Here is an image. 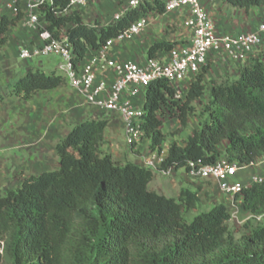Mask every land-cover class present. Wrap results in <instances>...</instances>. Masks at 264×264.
<instances>
[{"label": "trees", "instance_id": "1", "mask_svg": "<svg viewBox=\"0 0 264 264\" xmlns=\"http://www.w3.org/2000/svg\"><path fill=\"white\" fill-rule=\"evenodd\" d=\"M71 0H55L42 13L48 31L59 38L65 32L80 62L90 49L98 50L131 23L165 14L163 0L128 11L105 28L85 25L77 13L66 15ZM233 8L250 11L264 7V0H223ZM22 14L0 18V47ZM73 25L72 27H69ZM174 43L157 42L147 58L166 52ZM208 68L191 83L186 100H173L174 88L165 80L146 90L143 110L145 138L151 150L164 144V109L177 114L180 131L188 126L194 102L208 94L207 120L184 145L173 142L163 169H184L190 161L217 162L220 146L228 143L225 156L250 166L264 155V61L245 64L231 83L204 84ZM63 76L30 68L12 84V97L28 100L42 91L66 86ZM109 120L89 119L76 125L55 147L58 169L24 178L17 190L0 193V242L2 264H264V224L237 238L228 228L225 205L187 222L183 211L195 210L197 192L182 189L177 199L149 190L153 172L132 163L117 165L102 152ZM243 209L252 217L264 216V184L242 193Z\"/></svg>", "mask_w": 264, "mask_h": 264}, {"label": "built area", "instance_id": "2", "mask_svg": "<svg viewBox=\"0 0 264 264\" xmlns=\"http://www.w3.org/2000/svg\"><path fill=\"white\" fill-rule=\"evenodd\" d=\"M55 0H0L4 14L10 16L23 15V21L35 28L40 23V13L53 5ZM88 0H71L70 9L78 10L86 6ZM154 0H128V4L120 20L128 11L139 10L143 5ZM165 14L178 13L182 16V32L180 39L173 47L164 52L163 57L147 58L143 62L120 61L110 54L117 44L132 41L144 32L151 24L153 16L143 17L120 33L116 38L108 40L98 50L90 49L80 61L74 62L75 55L66 36L53 37L49 31L40 34L42 45L39 47H23L20 57L23 60L34 58H58L54 72L66 80L67 86L80 94L87 105L104 114L120 117L125 129V142L129 148H135L145 139L143 129L145 112L143 101L146 90L153 82L165 80L175 91L173 100L184 103L186 94L180 85L190 77L197 75L209 64L211 54L220 56L238 64H248L264 45V22L254 33L242 36L221 34L214 21L203 6V0H163ZM164 160L155 157L146 161V166L153 175H161L175 183V168H162ZM254 164V163H253ZM252 164V165H253ZM250 165V166H252ZM246 166L231 162L226 156L213 164H205L202 160L190 161L184 168L186 176L196 179L209 187H217L230 199L231 219L238 217L241 210L242 193L254 185L264 184V175L254 177L250 184L235 182L237 174ZM197 196L202 199L200 191ZM204 197V196H203ZM259 222L264 216L252 217ZM0 255L3 256V242H0ZM2 264V261H0Z\"/></svg>", "mask_w": 264, "mask_h": 264}, {"label": "rangeland", "instance_id": "3", "mask_svg": "<svg viewBox=\"0 0 264 264\" xmlns=\"http://www.w3.org/2000/svg\"><path fill=\"white\" fill-rule=\"evenodd\" d=\"M127 4L128 0H88L85 7L70 11L66 15L77 13L85 25L105 28L117 22L116 16L122 14ZM3 15L4 11L0 7V18ZM39 17L40 23L35 28L29 27L25 21L17 23L10 29V42L0 47V193L3 195L20 188L26 177L58 169L56 144L76 124L85 119H94L92 114L84 115L87 109L99 111L87 105L85 99L67 85L54 91L39 92L28 100L10 95L12 84L26 74L29 65L34 68L43 66L48 72L58 62V58L53 57L32 60H23L20 57L23 47L34 48L42 45L40 34L48 31L50 24L44 14L40 13ZM177 30L178 26L174 24L167 34ZM64 35L65 32L59 37ZM207 103L209 104L206 93L196 102L197 107L189 117L188 132L193 133L208 119L205 111ZM162 115L168 118L162 129L165 141L174 142L176 138V143L184 144L187 139L186 132L180 131L178 127L173 128L179 122L177 114H171L164 109ZM201 200L203 202L195 210L183 211L187 222L192 221L198 214L209 211V198L204 196ZM240 208L238 217L228 222L229 230L237 238L250 233L258 224H264V218L260 222L249 219L250 216Z\"/></svg>", "mask_w": 264, "mask_h": 264}, {"label": "crops", "instance_id": "4", "mask_svg": "<svg viewBox=\"0 0 264 264\" xmlns=\"http://www.w3.org/2000/svg\"><path fill=\"white\" fill-rule=\"evenodd\" d=\"M203 6L214 21L217 31L221 34L242 36L245 34L254 33L257 31L259 25L264 22V7H256L251 9L250 11H245L242 9L233 8L223 2V0H203ZM22 21L23 20H21L20 22ZM181 22L182 16L178 13L158 15L156 17H153L150 26L144 32L136 36L130 42L115 45L110 50V54L112 57L124 62H143L147 59L148 49L154 43H172L177 42L180 39V36L182 35ZM174 24L178 26L177 32L168 35L167 31L170 32L169 29ZM10 38L11 37L9 31V42L11 40ZM163 56L164 52H158L157 57L160 58ZM254 59L264 61V45L260 49V51L257 52ZM244 65L245 64L234 63L215 54H211L209 57V64L206 67L208 68V70L204 79L206 92H209L211 83L222 85L237 80ZM30 68L34 67L32 65H29L28 69ZM34 69L42 70L45 73H50L54 70L49 69L48 72H46L43 69V66H39L38 68L35 67ZM193 80L194 79L190 77L186 80V82L180 85V88L183 89L185 94L188 92ZM72 105H74V103H72ZM192 105L194 107H197L196 102H194ZM83 110L82 112H84L86 109L84 111ZM89 114H92L94 116V119L97 120H109L108 127L105 131V144L102 147V152L111 155L113 161L117 165L124 166L127 163H132L143 168H148L146 166L147 160H151L155 157L161 158L162 160H165L167 158L169 147L173 143V141H165L160 149L152 151L150 148L151 141L145 138L135 148L131 149L125 142V129L120 117L116 115L104 114L101 111L96 112L87 109L84 115L87 116ZM167 119V116H164L162 118V129L165 127ZM75 126L70 128L69 132ZM177 127L180 128V122H177V126L173 125V128ZM198 129L199 128H197L196 130ZM183 131L186 132L187 139L192 135V133L188 132V126ZM174 142H176V138ZM227 146V142H224L220 146V152L223 156H225V150ZM262 175H264V155L258 158L252 166L244 167L237 174L234 181L240 182L244 185H248L251 183L254 177ZM174 177L175 183H171L170 179H166L159 174L153 175V179L149 184V190L159 195L175 199L179 197L182 189H189L191 191L199 190L202 197L205 196L209 198L207 204L210 206V209L215 205L223 204L227 207L228 212L230 213V199L223 193H221L217 187H209L201 181L187 177L184 169L175 171ZM238 200L242 202L241 207L242 210H244L243 199L238 198ZM201 201L203 202V200Z\"/></svg>", "mask_w": 264, "mask_h": 264}]
</instances>
